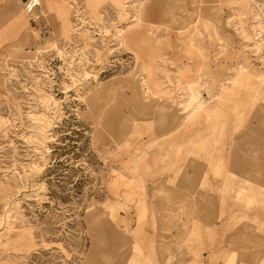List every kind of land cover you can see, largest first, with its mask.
<instances>
[{
    "label": "rangeland",
    "instance_id": "374dc122",
    "mask_svg": "<svg viewBox=\"0 0 264 264\" xmlns=\"http://www.w3.org/2000/svg\"><path fill=\"white\" fill-rule=\"evenodd\" d=\"M256 1L0 19V264H264Z\"/></svg>",
    "mask_w": 264,
    "mask_h": 264
},
{
    "label": "crops",
    "instance_id": "0c3cea01",
    "mask_svg": "<svg viewBox=\"0 0 264 264\" xmlns=\"http://www.w3.org/2000/svg\"><path fill=\"white\" fill-rule=\"evenodd\" d=\"M19 1L23 2V7H24V3H25L26 0H0V19L1 20L12 19L13 24L11 26V30H18L17 23L14 22V19H15V16L18 14V10L15 8V6L17 4H19ZM37 10H38V8H37ZM37 10H36V13H35L33 18H31L26 13L28 15L29 20H32L34 25H36V23L40 24L39 23V16L37 14ZM261 64H262V60H261Z\"/></svg>",
    "mask_w": 264,
    "mask_h": 264
},
{
    "label": "built area",
    "instance_id": "2783aa9c",
    "mask_svg": "<svg viewBox=\"0 0 264 264\" xmlns=\"http://www.w3.org/2000/svg\"><path fill=\"white\" fill-rule=\"evenodd\" d=\"M38 6H39V0H26L24 3V10L31 18H33ZM258 9H259L260 22L262 25L261 38L264 44V2L259 5ZM262 64L264 66V49L262 54Z\"/></svg>",
    "mask_w": 264,
    "mask_h": 264
},
{
    "label": "bare ground",
    "instance_id": "6f19581e",
    "mask_svg": "<svg viewBox=\"0 0 264 264\" xmlns=\"http://www.w3.org/2000/svg\"><path fill=\"white\" fill-rule=\"evenodd\" d=\"M254 2H257L256 0H253ZM41 3V0H39V4ZM261 23V22H260ZM262 26V25H261ZM20 50V48L19 47H12V49H11V53H17L18 51ZM189 91H190V94L192 95V96H195V92H194V88L190 85L189 86ZM203 184H206L207 182H206V180H203V182H202ZM10 204V203H9Z\"/></svg>",
    "mask_w": 264,
    "mask_h": 264
}]
</instances>
